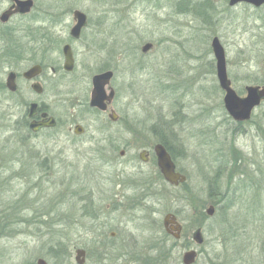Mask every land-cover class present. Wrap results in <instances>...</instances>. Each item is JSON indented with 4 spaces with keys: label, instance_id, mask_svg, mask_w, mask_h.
I'll return each instance as SVG.
<instances>
[{
    "label": "rangeland",
    "instance_id": "obj_1",
    "mask_svg": "<svg viewBox=\"0 0 264 264\" xmlns=\"http://www.w3.org/2000/svg\"><path fill=\"white\" fill-rule=\"evenodd\" d=\"M176 1L159 0V8L151 0L36 1L35 24L39 33L48 35L50 44L38 42L32 53L34 61L43 62L46 90L39 99L57 120L50 130L55 139L38 138L32 152L20 147L14 127L23 110L14 106L9 117L10 108L0 103V117L7 109L5 118L0 119L4 172L0 174V264H37L39 258L45 264H76L77 247L65 244V239L69 236L76 242L73 235L91 222L78 220L80 203L70 196L72 186L81 180L84 191L95 190V185L104 183L101 175H113L115 165L121 167L130 158L137 161L134 155L139 146L159 138L180 153L178 166L186 182L176 189L166 188L165 199L152 205L156 211L147 213L148 220L130 222L123 214H113L107 233L119 223H123L121 228L135 231L145 223L157 222L161 209L178 201L170 190H178V198L187 193L181 206L189 213L191 207L199 209L198 223L203 225L206 245L219 254L228 249L229 264H264V102L255 109L250 123L240 130L233 125L222 104L223 91L210 49L216 36L224 48L228 78L242 95L245 85L264 81V32L258 33L261 23L245 21L241 7L226 9L223 0L216 7L224 10L219 21L179 14ZM131 2L136 11L145 9L144 15L132 14ZM75 9L90 21H103L101 27H87L73 40L69 29ZM119 15L131 21L134 36L126 37L123 26L115 24ZM19 41L25 64L30 44L27 39ZM145 42L155 47L142 56L140 48ZM64 43H69L75 54L71 72L60 68ZM47 46L49 51L44 49ZM102 61L115 67L109 85L117 94L111 105L117 109L116 122L107 113L91 112L85 105L91 76L103 71L97 69ZM74 122L97 128L86 132L100 136L99 143L86 141L75 149L57 140L60 128ZM126 140L133 145L121 158L118 151ZM115 141L118 148L113 150L110 143ZM139 164L144 174L152 170L149 162ZM77 175L83 178L74 177ZM16 192H31L20 210L11 207L18 198ZM210 205L214 206L212 216L205 213ZM68 216L78 224L68 223Z\"/></svg>",
    "mask_w": 264,
    "mask_h": 264
},
{
    "label": "flooded vegetation",
    "instance_id": "obj_2",
    "mask_svg": "<svg viewBox=\"0 0 264 264\" xmlns=\"http://www.w3.org/2000/svg\"><path fill=\"white\" fill-rule=\"evenodd\" d=\"M18 1L24 0H0V103L5 102L10 108L7 115L9 117L12 116L13 112L11 109L14 108V106L22 108V114H20L18 120L15 121L16 126L14 127V131L15 134L18 135V145L32 152L37 145L38 138H45V140L55 139L50 130L55 128L57 120L49 113L48 106L39 99L46 90V82L42 79L43 62L40 60L34 61V55L32 53V49H35V44L39 42L48 45L50 44L48 43L50 38L47 34L39 33L38 27L35 24L37 0H30L31 5L26 11L17 5ZM195 1L202 2L195 3ZM223 1L226 3V9L241 7L244 12L243 18L245 21L250 20L252 22L261 23V25L258 26V33L261 34L262 31L264 32V0H238L233 4H231V0ZM151 2L156 4L157 8H159V0H151ZM176 2V10L179 14H185L187 16L195 14L205 21H211L213 19L214 21H219L223 17L221 13H223L224 10L219 11V9L216 8L219 5V0H177ZM254 2H259V4ZM133 5L132 2L129 5L132 14L144 15L145 9L136 11L132 8ZM75 10H73V12ZM73 12L72 17L74 24L69 29V35L73 40H78L81 36V32L87 27L92 26L98 30L103 23V21L98 19L96 21H90L87 15L80 11L85 15V21L80 28L78 37H73L70 31L77 23V19H75ZM125 19L126 17L119 15L117 16L115 24L123 26V34L126 37H132L136 32L133 31L131 21L128 20V18ZM19 39H27L30 44V53L28 54L30 57L25 64H23V61L27 58L22 54V44ZM146 43L150 42H145L144 44ZM66 44L70 46L73 58L72 69L70 71L64 68L65 55L63 47ZM150 44L151 46L144 52L142 51L143 45L141 46L140 52L142 56L149 55L150 51L155 47L154 43ZM220 45L223 48L221 43ZM99 47L101 48L103 46L99 44ZM44 49L49 51L50 47L47 46ZM210 49L213 53L211 46ZM61 55L63 61L61 62L60 68L65 72H71L75 64V54L69 43L61 45ZM35 65L39 66L38 71L35 70L29 73L28 71ZM99 65L100 67L97 69L103 71H113L115 68L111 66L112 62L108 63L102 61ZM214 67L216 70L215 57ZM50 70L51 72L55 71L53 66L50 67ZM230 85L232 87L231 80ZM249 85L262 86L264 85V81ZM218 86L223 91L224 97V90L220 87L219 82ZM246 86L247 85L243 88L244 93L242 95L237 93L233 87L232 88L238 96L243 97L246 95ZM91 89L89 91L87 104H85L86 108L91 112H98L100 114L107 113L108 118L109 113L113 111L116 115L114 122H116L119 118L116 112L117 109L111 106L117 98L116 91L112 88L114 96L111 103L107 104L106 111H100L96 107H91L89 105ZM223 97L222 104L224 106ZM262 102H264V100L251 110L249 117L246 119H234L226 110L225 112L232 119L233 125H237L240 130L244 124L251 122L253 112ZM14 103L18 105H14ZM6 110L7 109H5V113H1L0 119H3V117L5 118L4 115H6ZM49 117L55 119L54 126L45 125ZM76 125L80 127L77 128ZM90 129L95 130L97 128H85L80 123L74 122L73 126L60 128V132L57 133L56 139H61L63 142L73 145L75 149H78L79 145L86 141L96 142V144L99 143L101 140L100 136L91 137L87 135L86 130ZM98 134L101 135L102 133ZM129 134H133V132H129ZM157 144L163 145L169 154L174 164L175 172L183 174L186 177L178 166L177 158L180 153L172 149L164 140L159 138L154 143H147L139 146V151L135 152L134 155L137 161L130 158L128 161L129 163L127 162V164L121 167L115 165L113 175H101V178L104 179V183H102L103 181L99 182V184L97 183L98 185H95V190L84 191L83 189L85 186L81 184V180H77V184L74 183V186H72L74 190L70 191V196H74L80 203L78 220L87 219L91 222L89 226H81L77 234L73 235L75 239H77L76 242L69 239V236L65 239V244L77 247L75 251L78 249L83 251V254L80 256V264H101L102 262L107 264H229L230 256L228 249H222V252L219 254L206 245L203 225H199L198 223L199 209L191 207L189 213L187 207L181 206L183 200L187 198L186 192L183 193L184 195L182 197L178 198L180 192L178 190H170L175 194L173 198L178 199V201H175L176 205L173 207L167 206L161 209L162 215L157 222L145 223L142 228H137L135 231H131L127 227L121 228L123 225L121 222L122 225L119 223L114 230L111 229L109 233H107L110 223L114 220L113 214H123L125 216L124 220L130 222L141 219L148 220L147 215L149 213L153 214L156 211L152 205L165 199L166 185L176 189L186 182L187 178L184 182L178 183L177 185L170 184L166 181L157 164V156L154 150ZM122 145L124 146L119 149L118 154L119 157L125 158L127 149L129 146L133 145V143L126 140ZM110 146L113 150L118 148L116 141L110 143ZM30 156H32V154H30ZM109 162L111 163L112 160H109ZM139 162L143 164L148 162L151 163L152 170L144 174L142 165L139 164ZM29 166L27 167V171L29 170ZM1 167L2 165L0 164V174H3L4 172ZM132 169L135 172H132ZM74 177L83 178V176L80 175ZM30 194L31 192L28 194L24 193L23 195L25 196H23L16 192L15 195H18V198L12 203L13 206L11 207L20 210L23 207L22 201H25L27 196L30 197ZM95 197L97 200H94ZM150 201L152 203H150ZM137 212L145 213L144 217L136 216ZM213 212L207 214L205 211L208 216H212ZM67 220L68 223L77 222L76 219L71 216H68ZM18 222L22 223L23 220L19 217ZM197 230L201 233V242H198L194 237ZM70 232L72 233L73 230H70ZM188 252L192 253L189 263L184 260V255Z\"/></svg>",
    "mask_w": 264,
    "mask_h": 264
},
{
    "label": "water",
    "instance_id": "obj_3",
    "mask_svg": "<svg viewBox=\"0 0 264 264\" xmlns=\"http://www.w3.org/2000/svg\"><path fill=\"white\" fill-rule=\"evenodd\" d=\"M238 0H231V4ZM259 4V2H254ZM17 5L24 9L25 11L29 9L31 5L30 0L18 1ZM75 19H77V23L71 28L70 34L73 37H78L80 28L83 26L85 21V15L75 10L73 12ZM151 46L150 43H146L142 46V51H146ZM211 47L216 59V76L219 82L220 87L224 90V107L225 110L234 118V119H246L249 117L251 110L259 105V103L264 100V85H247L246 95L240 97L236 94L235 90L230 85V80L227 77L226 73V62H225V55L222 46L219 43L217 37H213L211 41ZM63 52L65 55V65L64 68L67 71L72 69L73 58L70 51L69 45H64ZM39 66L35 65L32 67L28 72L32 73V71H38ZM113 77V71L106 70L103 72H99L94 74L91 77V84L92 89L90 92V99L89 105L91 107H96L100 111H106L107 104L111 103L114 91L109 85L111 78ZM34 106V105H33ZM109 118L114 121L116 115L113 111L109 113ZM47 126H54L55 119L53 117H49L48 122L45 124ZM76 127H80L76 125ZM155 153L157 156V164L158 167L163 175V177L168 181L170 184L177 185L178 183H182L186 180V177L183 174L175 172L174 164L161 144L155 145ZM206 213L211 214L213 212V206L210 205L206 208ZM195 239L198 242H201L202 236L199 230L196 231L194 235ZM83 254V251L78 249L75 251V261L77 264H80V256ZM191 252H188L184 255V260L189 263L191 259ZM37 264H45V261L41 258L37 259Z\"/></svg>",
    "mask_w": 264,
    "mask_h": 264
},
{
    "label": "trees",
    "instance_id": "obj_4",
    "mask_svg": "<svg viewBox=\"0 0 264 264\" xmlns=\"http://www.w3.org/2000/svg\"><path fill=\"white\" fill-rule=\"evenodd\" d=\"M166 188H169V187L166 185Z\"/></svg>",
    "mask_w": 264,
    "mask_h": 264
}]
</instances>
